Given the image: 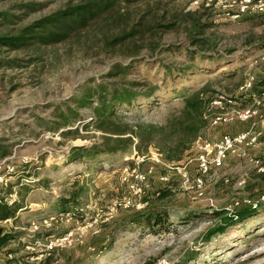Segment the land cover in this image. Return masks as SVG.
I'll list each match as a JSON object with an SVG mask.
<instances>
[{"label":"rangeland","instance_id":"obj_1","mask_svg":"<svg viewBox=\"0 0 264 264\" xmlns=\"http://www.w3.org/2000/svg\"><path fill=\"white\" fill-rule=\"evenodd\" d=\"M163 1L177 11L199 10L196 17H201L200 22L211 23L197 36L208 57L198 59L184 50L188 46L194 53L197 48L190 45L183 25L159 39L145 35L133 44L139 48L133 65L126 53L129 50H104L97 40L100 35L88 39L85 33L58 45L2 52L0 178L7 167L14 172L4 177L11 183L7 187L0 181V200L11 212V217L0 221V229L15 238L0 250V264H144L148 260L150 264H182L186 260L189 264H264V171L259 172V166L230 158L223 168L204 178L202 196L198 197L192 181L183 183L174 167L162 164L153 149L143 157L137 156L134 146L125 153H100L91 158L73 154L74 149L100 142L104 135L100 124L104 129H117L121 123L132 122L134 116L148 123H163L180 108L187 91L204 83L224 93L220 106H210L215 117L246 109H258L263 115L264 93L259 96L254 90L243 92L240 88L250 77L256 82L264 78V10L256 7L264 0H251L252 4L247 0ZM67 2L0 0V34H14ZM246 5L248 9L243 10ZM4 13L12 17V23L3 24ZM156 41L161 48L174 47L163 53L158 48L152 55L149 46ZM143 57L151 58L150 64ZM156 59L164 66L186 68V74L169 76L155 64ZM116 64L124 69L131 66L128 80L149 77L160 87L175 83L176 92H155L154 100L119 108L114 116L101 113L92 122L86 113L82 121L71 118L69 124L61 125L57 112L73 109L75 97L86 87L106 82ZM240 82L234 100H230ZM239 93L244 97L237 101ZM250 96L253 100L247 101ZM254 122L264 133V124ZM236 123L217 130L209 127L202 140H215ZM77 127V134L73 133ZM252 156L264 162L259 150ZM190 159L185 162L190 164L178 168H186L192 175ZM125 169L146 175L137 195L130 189L135 180L124 181ZM160 177L168 181L161 183ZM162 191H169V196L158 199ZM60 199L67 201L62 204L66 211L59 207ZM128 201V208L117 206ZM256 206L260 207L256 216L241 221L235 218L222 236L205 240L207 229L214 225L213 212L226 211L228 217H236ZM152 211L167 213L173 222L187 217L189 221L159 235L130 225ZM191 253L195 255L190 257Z\"/></svg>","mask_w":264,"mask_h":264},{"label":"trees","instance_id":"obj_2","mask_svg":"<svg viewBox=\"0 0 264 264\" xmlns=\"http://www.w3.org/2000/svg\"><path fill=\"white\" fill-rule=\"evenodd\" d=\"M171 3L163 0H68L64 7L32 23L16 29L13 33L0 34V57L3 51H16L26 48H40L62 44L74 36L78 37L82 33L90 36L100 37L97 39L104 50L119 48L120 50H129V59H132L130 65L136 64L137 41L145 35L149 37H159L162 34L176 30L178 26L183 25L187 32V40L190 45L197 48L194 53L185 46L188 54H196L198 59L208 57L202 53V43L197 36L202 35L203 31L209 29L211 23H201L200 18L196 17L200 12H184L173 9ZM196 17V18H195ZM11 16L4 13L1 15L3 24L12 23ZM19 18V17H18ZM17 18V19H18ZM173 45L159 47L157 41L149 46L152 55L161 48L170 50ZM144 62L148 65L149 57H143ZM157 60V59H156ZM155 60V64L162 66V70L167 75H185L186 68L175 66L171 68L164 66L162 62ZM131 66L121 68V64H116L106 78V82L95 84L93 87L84 88L71 102L73 109L67 108V111L60 110L56 116L58 122L65 126L69 124L71 118L82 121L86 113H89L93 120L98 114L109 112L110 116L119 108L125 106L131 107L137 104V101L148 103L154 100L153 94L163 90L170 89L176 92L175 83L163 84L160 87L149 77H144L142 81L135 79L128 80L127 75L132 71ZM138 76L139 75L137 73ZM143 77V76H142ZM169 78V77H168ZM172 82L175 78L171 79ZM242 82L236 85L231 92V99L237 94L238 87ZM237 90V91H236ZM258 92L259 96L264 93V78L254 83L251 91ZM222 92L215 89V85L204 83L194 90L187 91L181 97L180 108L174 110L163 123H148L138 116L133 117L132 122L121 123L117 129H104L100 124L104 135L101 136L100 142L93 143L89 147H82L73 150V154L79 157L80 153L87 157H93L96 154H121L127 152L132 146L135 147L137 156L143 157L149 154L153 149L159 156V161L167 166H181L187 159L193 158L196 154L195 143L202 140L205 131L209 128L212 119L215 117V111L210 106L212 102L220 100L223 97ZM235 100L244 97L239 93ZM253 97H248L251 101ZM140 103L138 106H140ZM142 112H139V114ZM103 116V115H102ZM86 127V125L84 126ZM78 127L73 133L77 134ZM66 133H63L64 137ZM91 160V159H90ZM12 186V185H11ZM9 188V187H8ZM11 191V188H9ZM169 196V191H162L158 199ZM74 195L71 200L75 198ZM60 199L59 203L63 211H66V203ZM250 208V211H241L236 217H228L226 211H216L211 214L214 225L209 227L205 234V240L222 236L228 227H230L235 218L238 221L254 217L258 214L259 206ZM246 209V210H248ZM7 203L0 200V221L11 217ZM188 217L171 221L167 213L161 211H152L136 219L130 225H134L148 231L151 235L163 234L168 230H174L175 225L179 222L187 223ZM15 237L12 233H6L0 229V250L5 248L9 241ZM141 238V237H140ZM142 240V239H140ZM113 241V240H112ZM5 254H9L5 251ZM195 253H191L193 257ZM46 259L45 263H48ZM148 260L144 264H150ZM182 264H189L186 260Z\"/></svg>","mask_w":264,"mask_h":264},{"label":"built area","instance_id":"obj_3","mask_svg":"<svg viewBox=\"0 0 264 264\" xmlns=\"http://www.w3.org/2000/svg\"><path fill=\"white\" fill-rule=\"evenodd\" d=\"M250 1L251 0H247V4H252ZM248 6L249 5L243 7V10L248 9ZM256 7L259 11H263L264 3L259 1ZM255 82L256 78L250 77L248 81L240 88V90L243 92L251 91ZM212 104L220 106L221 101H214ZM256 120L258 122L264 123V113L262 115L261 111L258 109L232 111L230 114H222L214 117L209 126L214 130H217L221 126L231 125L235 122L250 123V126L246 131L238 134H222L215 140H199L196 142V154L190 159V162L194 165V174L190 175L186 168L180 169L178 168L179 166L173 168L177 171V174L183 183H188L190 179L192 181L191 188L196 190L198 197H201V192L204 188V178L208 176L211 171L223 168L230 158L247 160L249 163L259 166L257 167L258 171L263 172L264 167L262 164L264 162H260L256 156H252V153L256 150H259L264 155V133L254 127V121ZM185 164L190 163L187 162ZM13 172V168L7 167V169H5L4 177L12 176ZM124 172L126 173L124 181L130 180V178L135 180L136 184L131 185L130 189L134 195H137L141 192L140 186L146 181V175L136 174L135 171L129 173L127 169H125ZM4 177L0 178V181L3 183V186L7 187L11 183L10 181L4 179ZM159 179L161 183H166L168 181L165 177H160ZM129 205V201L126 203L117 204L119 208H128ZM66 240L67 239H63V241Z\"/></svg>","mask_w":264,"mask_h":264},{"label":"crops","instance_id":"obj_4","mask_svg":"<svg viewBox=\"0 0 264 264\" xmlns=\"http://www.w3.org/2000/svg\"><path fill=\"white\" fill-rule=\"evenodd\" d=\"M249 126L250 123H236V126L226 128V133L231 135L238 134L246 131L249 128Z\"/></svg>","mask_w":264,"mask_h":264}]
</instances>
